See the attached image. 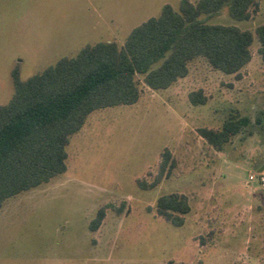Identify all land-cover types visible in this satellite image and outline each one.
I'll list each match as a JSON object with an SVG mask.
<instances>
[{"label": "rangeland", "instance_id": "374dc122", "mask_svg": "<svg viewBox=\"0 0 264 264\" xmlns=\"http://www.w3.org/2000/svg\"><path fill=\"white\" fill-rule=\"evenodd\" d=\"M192 2L196 0H190ZM179 0H0V104L20 63L25 79L73 56L85 44H122L163 4ZM210 22L254 29L264 0L247 20L227 10ZM254 37L251 59L237 73L202 57L168 88L131 105L95 110L66 147V170L8 198L0 207V264H264V60ZM200 91L205 100L188 97ZM233 111L251 123L222 150L198 129L219 128ZM256 118H260L259 123ZM168 159L160 181L164 152ZM254 179H250V175ZM183 194L182 225L156 212L161 195ZM103 216L94 229L97 211Z\"/></svg>", "mask_w": 264, "mask_h": 264}, {"label": "trees", "instance_id": "16d2710c", "mask_svg": "<svg viewBox=\"0 0 264 264\" xmlns=\"http://www.w3.org/2000/svg\"><path fill=\"white\" fill-rule=\"evenodd\" d=\"M258 0H179L165 3L155 16L133 27L122 44L98 41L83 45L73 56L25 79L20 63L10 71L12 95L0 104V207L10 197L48 182L66 170V147L95 110L137 102L141 82L163 90L188 72V64L204 58L225 74L237 73L251 59L256 37L264 60V24L254 32L233 24L210 22L226 9L230 18L247 20ZM193 104L205 98L200 91L188 94ZM260 118H256L259 123ZM247 115L231 112L219 128L201 127L199 135L215 150H222L250 125ZM160 164L161 177L168 152ZM187 197L170 193L156 201V212L174 225H182L189 211ZM103 216L99 209L90 222L96 228Z\"/></svg>", "mask_w": 264, "mask_h": 264}, {"label": "built area", "instance_id": "2783aa9c", "mask_svg": "<svg viewBox=\"0 0 264 264\" xmlns=\"http://www.w3.org/2000/svg\"><path fill=\"white\" fill-rule=\"evenodd\" d=\"M249 177H250V179H254V175L253 174H251ZM256 180L262 187H264V176L263 175H261V174L258 175Z\"/></svg>", "mask_w": 264, "mask_h": 264}]
</instances>
